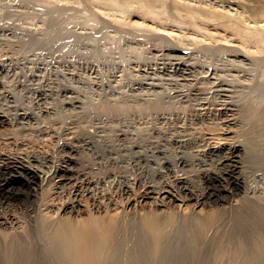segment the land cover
I'll list each match as a JSON object with an SVG mask.
<instances>
[{
    "label": "bare ground",
    "instance_id": "bare-ground-1",
    "mask_svg": "<svg viewBox=\"0 0 264 264\" xmlns=\"http://www.w3.org/2000/svg\"><path fill=\"white\" fill-rule=\"evenodd\" d=\"M67 1L64 0V2ZM107 1L112 2L111 4L117 7L120 13L135 10L140 15L151 18V20L162 21V23L179 21L178 23L181 24L190 23L191 27L195 25L192 23L195 19H200L203 22L199 20L201 24L223 25L222 27H226V30L230 29L229 32L232 30L236 36L243 37V43L251 44V46L254 44L256 48H251L252 52L255 50L253 54L262 52L264 55V22L255 20L256 17L253 20L249 18L251 12L246 14V9L252 4L258 8V11L259 8L260 10L264 9V0H248L247 5L236 0H219V4L213 5L212 2H209L208 5L197 4L196 0H193V3L190 0ZM92 2L94 1L92 0ZM226 3L235 5L236 8L233 9L235 6L232 8L230 5L228 8V4L227 7L225 6ZM103 7L107 8V6ZM109 10L108 12H110ZM112 11L111 14H113ZM197 24V29H200L199 25L201 24ZM201 29L198 30L200 34ZM226 30L224 29V31ZM231 37L234 38V35ZM237 41L240 42L241 38ZM245 44H241L242 47ZM180 50L173 49L171 52L178 53ZM259 85L261 84L259 83ZM3 87L4 82L0 80V95L4 94ZM225 91L229 90L224 87ZM8 92L10 91L8 90ZM7 99L9 100V98ZM232 101L237 102L235 99ZM232 101L225 102L224 107L222 106L223 108L217 112L224 129V142L216 141L217 143L213 146H211L212 144L203 146L202 155L205 158L209 157L215 168L211 170V167L208 171L209 169H203L201 166L203 169L201 185L194 184L193 180L189 179L190 177H184L185 171L188 172V169L190 170L192 167V162L189 163V156L177 152L172 158L170 157L172 155L167 154L168 151L155 146V149L152 150L153 155L150 154L155 158L151 159L147 155H141L143 153L141 148L134 143L130 147L127 145L129 148L125 146L123 150L140 153L131 163L138 169V174L131 180L107 181L113 174L106 171L109 167L107 164L105 165L108 167H105V170L102 169L105 166L104 164L102 166V162L107 159L110 164H114L118 160L114 147L108 149V154L105 156L106 153L103 155L99 152L100 147L102 148L99 141H94L95 138L93 139L91 136L81 137L79 134L70 136L73 134L70 132L71 127L66 130L63 129V125L61 129L59 128L60 130L52 127L53 125L47 126V128L35 126L32 119L35 118L34 115L39 114H35L36 111L33 112L34 115L30 113L31 110L30 112L21 113L18 111L19 113H15L14 110L17 111V108H14L10 113L9 110L3 109L7 104L3 108L0 107V264H52L53 261L57 264H106L104 262L106 260H123L133 254H141L146 258L141 262L142 264H162V258L168 252L166 248L170 247L178 249L181 264L188 263V260H192L194 264H264V188L261 187L263 189L261 192L258 190V186V188L253 186L252 182L254 181L252 179L257 177L256 173L259 170H264V112L260 114L258 112L260 108L259 110L255 109L256 106L241 105L239 101L240 105H238ZM44 105L46 104L44 103ZM37 106L39 105L37 104ZM37 122L39 123V121ZM5 124L19 128L2 131L1 128ZM71 129L74 130V128ZM53 138L56 140V146L63 152L59 160H56L51 154L40 153L39 149L37 150L38 147L47 146L53 141ZM129 138L134 139L132 136ZM219 139L222 138L219 137ZM177 148L179 149V147ZM79 152L89 155L88 157L93 161L77 160L75 155ZM121 154L118 153L119 156ZM152 163L155 164V168H151L153 165L149 168L148 164ZM198 168L193 169L194 172L199 171ZM263 172L260 174L262 175ZM263 175L259 176L262 178ZM194 177L196 176L194 175ZM191 178L193 177L191 176ZM101 184L104 185L100 186ZM197 184L199 183L197 182ZM262 185L264 186V183ZM130 190L131 194H129ZM239 193L243 194V197L235 202L233 197L236 199ZM22 198L26 200H22ZM147 198L153 199L150 210H145L144 202L147 203ZM175 200H180L183 204L188 201L194 202L191 206L193 209H190L189 214L183 216L178 211V213L170 212L160 207L161 204L169 207ZM159 202L160 204H156ZM136 203L137 205H135ZM222 204H229V206L224 205L225 207L222 209L223 206L220 207ZM195 206H210L212 211L200 215L194 209ZM112 210H114V214ZM84 215L85 217H83ZM21 222L25 224L21 226V230L19 227V229L14 227ZM7 225H12L9 227L12 232L11 230L8 233L5 231ZM221 237L223 238L220 239ZM133 249H136L137 252Z\"/></svg>",
    "mask_w": 264,
    "mask_h": 264
},
{
    "label": "rangeland",
    "instance_id": "rangeland-1",
    "mask_svg": "<svg viewBox=\"0 0 264 264\" xmlns=\"http://www.w3.org/2000/svg\"><path fill=\"white\" fill-rule=\"evenodd\" d=\"M93 1L0 0V80L4 82L2 88L4 94L0 95V98L4 100L0 99L2 102H0V107L3 108L7 104V106L5 105L7 108L4 107L3 109L10 112L17 108V111L14 110L15 113L18 111L21 113L24 111L30 112L31 110L30 113L32 114L36 111L35 114H39L34 115L33 113L35 118L32 119L34 121L32 123L35 126H43L42 128L51 127L52 125L58 130L62 128V125L63 129L66 130H69L70 127L74 128V130L70 128V132L73 133L70 136L79 134L81 137L86 135L95 138L94 141H99V145L102 146L99 152L103 155L106 153L105 156L108 154V149L114 147L115 156L118 160L116 159L117 161L114 164H110L107 159L102 162V166L105 164L109 166L105 165L102 169L105 170L108 167L106 171L113 174V177H109L111 179L108 178L107 181L131 180L138 174V169L133 167L131 163L140 153L132 152L133 150L131 152L130 150H123L125 146L130 147V145L135 144L141 148V152H143L141 155H147L151 159L155 158V156H152V150L155 149V146L156 148L161 147L166 152L168 151L167 154L172 155L170 156L172 158L177 152L189 156V163L194 162L193 165L191 163L193 168L188 169V172L185 171L184 177H190L189 179L193 180L194 184L201 185V172H203V169H209L208 171H210L211 167V170L215 168L211 159L202 155L203 146L206 144H212L211 146H213L217 142H224V129L219 116H217L218 110L224 107V103L235 99L237 102L232 101L234 104L256 106L254 108L258 110L260 108V111H258L260 114L264 112L263 53L256 51L258 54H253L255 50L253 52L251 50L256 48L254 44H252V46L254 45L252 47L251 44L243 43V37L236 36L234 32L232 33V30L229 32L230 29L227 28L226 30V27H222L223 25L219 26L218 24L217 26L214 23H208L206 27L205 24L200 23L202 22L200 19H195L192 22L195 25L191 27L190 23H184V26V24L178 23L179 21L166 22V24L162 21L151 20V18L140 15L135 10H132L133 13L129 10L130 14H128V11V13H120L118 8L107 0ZM202 1L204 2L202 3ZM236 1H242L245 5L249 3L248 0ZM209 2H212V5L219 4V0L195 1V3L202 5H208ZM229 5L232 8L235 6L228 4V8H230ZM103 6H107V8ZM111 8L117 11L113 12ZM235 8L236 6L233 9ZM100 10H102V13ZM246 10V14L251 12L249 18L253 20L256 17L255 20H263L264 22V11H261L264 9L260 10L259 8L258 11V8L252 4ZM111 11L113 14H111ZM121 14L125 15L120 16ZM197 23L201 24L199 25L200 29L202 28L201 34L198 31L200 29L196 27ZM205 28L207 29L205 30ZM233 35L234 38L231 37ZM240 38L241 41H237ZM196 39L198 40L196 41ZM215 42L217 43L215 44ZM180 43L182 44L180 45ZM189 44L190 46H188ZM241 44H245L243 46L245 49ZM246 48L251 52L247 51ZM173 49L182 50L178 54L171 52ZM158 76L159 78H157ZM261 76L262 78H260ZM6 81L9 82L7 85ZM208 82L210 86H208ZM224 87L229 91L224 92ZM9 101L10 103H8ZM238 101L241 103L239 104ZM37 104L43 108L41 109ZM11 106L13 107L11 108ZM12 126L5 124L1 130L11 131L19 128L18 126H16L17 128ZM131 136L132 138L135 137L132 139L133 141L130 138L128 139ZM219 137L222 139H219ZM54 139V142L50 140L53 143L50 142L51 144L49 143L47 146L38 147L37 150L39 149L38 152L40 153L51 154L52 157L59 160L63 152L56 146V140ZM199 145H201V149ZM194 148L195 150H193ZM118 153L122 154L119 156ZM130 153L136 156L134 157ZM150 154L152 155L150 156ZM84 155V153L79 152L75 157L79 161L84 159L93 161L88 157L89 155H85V157ZM194 155L196 157L200 156L196 158ZM148 165L149 168L151 165L154 166L151 168H155L153 163ZM207 166L209 167L207 168ZM197 168L199 171L196 170L195 173L193 169ZM263 171L259 170V173H256L258 178L254 177L252 179L254 180L252 181L253 186H258L259 188H257L260 191L264 188L262 185L264 177H260L263 175ZM120 172L122 174L124 172V174L122 175ZM191 172L195 173L196 177ZM261 172H263L262 175ZM257 182H260V185ZM102 185L104 184L100 186ZM131 192L130 190L129 194ZM242 195L239 193L236 199L233 197V200L235 202H237L236 200L239 201V198L242 199ZM131 198L133 199L132 195ZM152 201V198H147V203L144 202L145 210L151 209ZM156 204H160V202ZM193 204L194 202L190 201L183 204L182 201L175 200L169 207L165 204H161L160 207L163 210L179 212L180 215L186 216L190 213V209H193L191 207ZM224 205L229 206V204ZM224 205L222 204L220 207L223 206L222 209H224ZM139 208L141 209V206ZM194 209L200 215L212 211L210 206H195ZM112 211L114 214V210ZM24 225L21 222L14 227L21 230V226ZM11 226L7 225V228H5L7 233L10 230L12 232V229H9ZM166 250L168 252L166 251L167 253L162 258V264H181L178 249L170 247ZM133 251L137 252L136 249H133ZM144 260L146 258L141 254H133L123 260H106L104 262L106 264H137L139 262V264H142L141 262ZM52 264L57 263L53 261ZM183 264L194 263L192 260H188V263Z\"/></svg>",
    "mask_w": 264,
    "mask_h": 264
}]
</instances>
